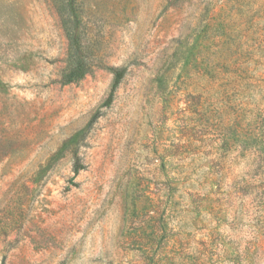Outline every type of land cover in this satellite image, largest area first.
<instances>
[{
	"label": "rangeland",
	"instance_id": "rangeland-1",
	"mask_svg": "<svg viewBox=\"0 0 264 264\" xmlns=\"http://www.w3.org/2000/svg\"><path fill=\"white\" fill-rule=\"evenodd\" d=\"M77 2L61 85L51 4L0 0V264H264V0Z\"/></svg>",
	"mask_w": 264,
	"mask_h": 264
},
{
	"label": "trees",
	"instance_id": "trees-1",
	"mask_svg": "<svg viewBox=\"0 0 264 264\" xmlns=\"http://www.w3.org/2000/svg\"><path fill=\"white\" fill-rule=\"evenodd\" d=\"M55 10L66 39L67 49L59 83L68 85L82 80L100 65L86 55L81 36L80 2L77 0H48ZM112 73V83L105 105H110L116 89L125 76L126 68H109ZM78 169L75 167L74 172Z\"/></svg>",
	"mask_w": 264,
	"mask_h": 264
}]
</instances>
